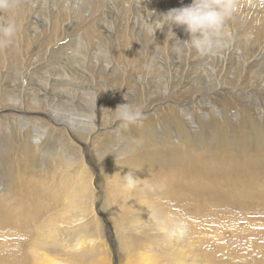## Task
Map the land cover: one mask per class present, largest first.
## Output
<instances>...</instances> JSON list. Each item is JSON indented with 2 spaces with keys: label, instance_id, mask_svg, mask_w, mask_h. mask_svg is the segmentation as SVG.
Wrapping results in <instances>:
<instances>
[{
  "label": "rangeland",
  "instance_id": "1",
  "mask_svg": "<svg viewBox=\"0 0 264 264\" xmlns=\"http://www.w3.org/2000/svg\"><path fill=\"white\" fill-rule=\"evenodd\" d=\"M191 3L20 0L11 14L19 32L0 46V264H47L38 256L49 241L42 237L47 224L81 217L61 238L73 244L100 233L107 246L90 242L71 264H121L127 246L134 259L146 243L157 252L179 231L159 230L164 216L151 210L177 209L164 199L167 188L179 187L198 212L212 206L218 221L208 227L206 213L197 214L199 231L181 236L178 246L201 232L206 247L200 242L197 250L210 260L223 253L230 264H264L250 246L259 239L253 229L264 225V0H236L223 28L229 47L203 57L177 51L179 39L189 38L182 27L172 26V39L168 25L157 29L161 13ZM127 101L143 110L142 124L124 128L117 119L114 109ZM129 171L139 178L133 190L123 178ZM138 192L142 209L129 199ZM137 210L150 213L139 222ZM28 217L38 218L40 230ZM235 219L250 224L249 249L229 230ZM216 226L224 232L212 235L208 228ZM60 246L50 252L64 254ZM167 254L160 263L175 264Z\"/></svg>",
  "mask_w": 264,
  "mask_h": 264
},
{
  "label": "bare ground",
  "instance_id": "2",
  "mask_svg": "<svg viewBox=\"0 0 264 264\" xmlns=\"http://www.w3.org/2000/svg\"><path fill=\"white\" fill-rule=\"evenodd\" d=\"M185 112V111H184ZM21 114H20V117H22V118H26L25 117V112H20ZM53 116V115H52ZM51 116V117H52ZM22 122H25V121H22ZM261 139V138H260ZM177 184V183H176ZM170 185V184H169ZM173 185V184H172ZM179 185V184H178ZM264 185V184H263ZM171 186V185H170ZM173 187V186H172ZM175 189V188H174ZM177 190V189H176ZM187 191V190H186ZM165 193H167V194H171L169 197H166L164 200H168V202H172V204H175L178 208L177 209H173V208H171L170 207V205H163V204H161V206H157V207H155L154 209H152L151 210V212H154V213H156V214H163V221H162V223L161 224H164V226L165 227H161L159 230H161L162 228L163 229H168L169 227H171V226H175V227H177L178 228V231H179V234L176 232V234L175 235H173V237L172 238H174V240H172V241H170V242H168L167 243V240L166 239H168V238H165V240L162 242V247H157L158 249H159V251H157L156 252V249L154 250L153 249V246L154 245H152L151 243L150 244H147L146 243V245H141V247L136 251V252H138L137 253V255H133V258L134 259H132V255H131V250L129 249V246H127V251H128V256H126V257H122L121 256V254L119 255V257H120V263L121 264H127V263H129V264H162V263H160V258L161 257H163V256H165L164 254H166V253H168L167 255H170L171 256V258H172V260H170V261H174L175 262V264H197L196 262H195V260H183L182 259V255H180V254H185L187 257H189V258H193V255L192 254H194V255H201V257H202V260H200L199 259V264H213V262L215 261V263L214 264H230L229 262H227L225 259H227V258H229V256L226 258V255H224L223 253H221V255H220V258L218 257V254L216 253V255H215V257L217 258V261L213 258L212 260H210L208 257H209V255H207L205 252H202V251H200V250H197L198 248L197 247H199V245L202 243L201 241H202V237H201V232L198 234V236H197V238H195V239H192V241L190 242V243H187L186 242V244L185 245H182V246H178L177 244H179L180 242H182V238L183 237H181V236H185V235H195V234H197V232L199 231V229H198V227H196L195 225H194V222L196 221V219H195V217H196V215L197 214H203V213H206L205 215H206V218H207V220L205 219V224L209 227L211 224H213L214 223V221L216 220V218H215V220L213 219V221H212V218H213V216H212V214L210 213V211L209 210H212V206H207L206 204H204L203 203V205H206L205 206V209H202L201 211H203L202 213H201V211L200 212H198V210L197 209H195V207L196 206H193L194 205V203L192 202L193 200H191V198H190V196H191V193L189 194L190 196H188L187 195V193L185 192V190H183V189H181L180 187L178 188V191H171L170 190V188H167L166 190H165ZM178 193L180 194V196H182V198H179L180 196H178ZM129 199L131 200V201H133V202H135V203H137L138 204V206L140 207L139 209H142V202H143V199H144V194L142 193H140V192H138V193H136L135 195H133V196H130L129 197ZM179 199H183L182 200V202H179ZM191 201V202H190ZM161 203H163V202H161ZM193 203V204H192ZM2 205V204H1ZM4 205V204H3ZM2 205V206H3ZM20 205H22V204H19L18 205V208H20L21 206ZM197 205V204H196ZM259 205V204H258ZM214 206V205H213ZM227 206V205H226ZM217 206L215 205V207H213V208H215V209H217L216 208ZM225 207V206H224ZM234 207V206H233ZM251 207V206H250ZM256 207H259L260 208V206H256ZM255 207V208H256ZM247 208V207H246ZM218 209H220V207H218ZM250 210H251V213H253V210L251 209V208H249ZM231 210V209H230ZM244 210V209H243ZM257 210V209H256ZM256 210H254V211H256ZM161 211V212H160ZM245 211V210H244ZM242 212V213H244V214H246L245 212ZM149 213L150 212H143V211H141V210H137V212H136V214L137 215H139L140 217L137 219V221H139V222H142L143 221V219H145L148 215H149ZM243 214V215H244ZM248 214V213H247ZM249 214H250V212H249ZM102 215V214H101ZM204 214H203V216H205ZM233 215H235V213L233 214ZM243 215H240V216H243ZM251 215V214H250ZM249 215V216H250ZM105 216V215H104ZM133 216V215H132ZM240 216H239V218H240ZM31 217V216H30ZM102 217V216H101ZM215 217V216H214ZM224 217H225V215H224ZM233 217V216H232ZM29 218V217H28ZM34 217H32V219H33ZM85 217H81V218H73V219H71L70 221H63V223H62V221L61 222H59V221H57V222H54V223H51V224H47L48 225V227H49V229L47 230V231H45V232H47L48 233V235H45V234H47V233H45V232H43V238H47L49 241H45V246L43 247V249L41 250V251H39L38 252V256H39V258H41L42 260H44V261H46V262H48L47 264H71L70 262H68L67 260H68V258H70V257H73V255H77V253L78 252H81L83 249H84V247L85 246H87L90 242H94V244L93 245H95V244H100L101 242H103V244H106L105 246H107V242L105 241V239H103L102 238V236L100 235V233L98 234V237H95V236H93V237H89V238H87V237H85V235H80L77 239H76V241L75 242H73V244H71V243H69V240H66V239H62L61 237H62V233L64 232V231H67L68 229L70 230L71 229V225L74 223V222H77L78 224H80L81 222H83V219H84ZM229 218V217H228ZM234 218V217H233ZM245 218V217H244ZM249 218V217H248ZM97 223H98V225H97V227H98V230H100L101 229V226H102V224H101V222H100V219H98V217L97 216H95L94 218H93ZM156 220H159L158 218H155ZM201 219V218H200ZM232 219V218H231ZM246 219V218H245ZM244 219V220H245ZM251 219V218H250ZM250 219H248V220H250ZM261 219V218H260ZM1 220V219H0ZM34 220H35V218H34ZM202 220V219H201ZM209 220H211V221H209ZM225 220V219H224ZM224 220H222V221H224ZM236 220V219H235ZM241 220V221H240ZM263 220V219H262ZM218 221V220H217ZM217 221H215V222H217ZM238 221H240L241 223H239ZM236 220V221H233V224L232 223H229V224H232V226H231V229H229V230H235L234 232L235 233H233V234H238L240 237L242 236L243 237V239H244V241H243V243H242V245H243V249L245 248V249H249L250 247H249V245H247L246 247L244 246V245H246L245 243H247L246 242V238H247V240H248V237H247V235H246V231L247 230H250V224L248 223H246V221L244 222V221H242V219H239V220ZM251 221V220H250ZM259 221V220H258ZM1 222V221H0ZM20 222V221H19ZM24 222L25 223H27V224H32L33 225V227L35 228V230L37 231V230H40V224L41 223H39V220H38V218L36 219V221H32V220H30V218L29 219H27V218H25L24 219ZM36 222V223H35ZM204 222H202V223H204ZM211 222V223H210ZM213 222V223H212ZM225 222V221H224ZM228 222H230V221H228ZM252 222V221H251ZM262 222V221H261ZM223 223V222H222ZM217 224V223H216ZM219 224V223H218ZM220 224H221V221H220ZM259 225H257L254 229H253V234H256V236H259V239L257 238V241H255V243H253V245L251 244L250 246H253V247H255L256 248V251H257V253H262V255L264 254V251H261V249L259 250L258 248H259V246H260V241H262V240H264V229H259L260 227H263L264 228V225H261L260 223H258ZM2 225V224H1ZM0 225V226H1ZM84 225V224H83ZM252 225V224H251ZM74 226V225H73ZM212 226H214V224L212 225ZM252 226H255V223H253V225ZM217 227L218 226H216V227H210V228H208L209 229V231H210V233L212 232L213 234L212 235H215V234H217V235H219L218 234V232L219 231H216L217 230ZM250 227V228H249ZM112 229H113V232L115 233V232H117V231H115V228H111L110 229V231H109V236H110V239H112V236H111V234H112ZM206 229L207 228H202L200 231H206ZM228 229V228H227ZM63 230V231H62ZM84 230H86V229H84ZM83 230V231H84ZM207 232V231H206ZM220 232H224V231H220ZM219 232V233H220ZM251 232V231H250ZM84 233H86L85 231H84ZM208 233V232H207ZM210 233H208V234H210ZM115 234H117V233H115ZM258 234V235H257ZM211 235V234H210ZM225 235V234H224ZM228 235H230V234H228ZM232 235V234H231ZM237 235V236H238ZM246 235V236H245ZM96 236H97V234H96ZM204 236V235H203ZM208 236V235H207ZM206 236V237H207ZM234 235H232V237H233ZM238 236V237H239ZM256 236H254V238L256 237ZM115 237H117L118 238V235H116ZM205 237V236H204ZM231 237V238H232ZM226 238V237H225ZM224 238V239H225ZM249 238H250V235H249ZM223 239V240H224ZM227 239V238H226ZM233 239H234V237H233ZM235 239H237V238H235ZM253 239V238H252ZM116 240H118V239H116ZM211 240V239H210ZM237 240H239V239H237ZM249 240H251V239H249ZM255 240V239H254ZM16 241H17V239H16ZM174 241V242H173ZM222 241V240H221ZM220 241V242H221ZM227 241H229V240H227ZM252 241V240H251ZM18 242V245H19V241H17ZM112 242H113V239H112ZM148 242H151V241H148ZM173 242V243H172ZM201 242V243H200ZM205 242H207V240L205 241ZM216 242V241H215ZM218 242H219V240H218ZM242 242V241H241ZM153 243V242H152ZM212 244H213V242H211ZM59 244H61V250L64 252V254H62V255H58V254H55V255H53V253L52 252H50V251H52L53 249H55L54 247L56 246V245H59ZM203 244L204 243H202V246H203ZM207 244H209V243H207ZM220 244V243H219ZM219 244H217V246L219 245ZM224 244V243H223ZM240 244V243H239ZM262 244H263V242H262ZM160 245V246H161ZM224 245H226V244H224ZM227 245H228V243H227ZM231 245V244H230ZM233 245V244H232ZM211 246H214V245H211ZM229 246V245H228ZM235 246V245H234ZM241 246V245H240ZM203 247H206V245L204 244V246ZM203 247H201L200 249H202ZM219 247H220V245H219ZM231 247V246H230ZM233 247V246H232ZM232 247L229 249L228 248V250H232ZM262 247V246H261ZM264 247V246H263ZM214 248H215V246H214ZM227 248V247H226ZM235 248V247H234ZM237 248V247H236ZM207 249V248H206ZM218 249V248H217ZM264 249V248H263ZM107 250V249H106ZM204 250V249H203ZM214 250V249H213ZM219 250V249H218ZM221 250H222V247H221ZM235 250V249H234ZM236 251V250H235ZM255 251V250H254ZM58 252V251H57ZM229 252V251H228ZM228 252H225V253H228ZM242 252V251H241ZM106 253H109V251L107 250V252ZM120 253V252H119ZM230 253V252H229ZM232 253V252H231ZM243 253V252H242ZM242 253H239L238 251H237V253L236 252H234V254H236V255H242V257H245V254H242ZM248 253L250 254L251 252H249L248 251ZM136 254V253H135ZM174 255V257L172 256V255ZM248 254V255H249ZM0 255H1V253H0ZM235 255V256H236ZM260 255V254H259ZM235 256L234 255H232V256H230V258H231V261L232 262H234V263H237L236 262V259H235ZM219 259V260H218ZM107 261H108V259H107ZM162 262H163V260H161ZM212 261V262H211Z\"/></svg>",
  "mask_w": 264,
  "mask_h": 264
},
{
  "label": "clouds",
  "instance_id": "3",
  "mask_svg": "<svg viewBox=\"0 0 264 264\" xmlns=\"http://www.w3.org/2000/svg\"><path fill=\"white\" fill-rule=\"evenodd\" d=\"M19 5L20 0H0V15L5 17L0 21V46L12 44L19 32V24L11 15L18 10ZM235 11L236 0H192L189 5L161 13L158 16L160 23L157 29L168 25L169 31L173 33L172 39L176 37L172 26L182 27L189 38H176L181 41L178 52L193 49L202 57L215 56L229 47V40L225 37L223 28ZM114 111L124 128L142 124L144 119L143 110L128 101L119 104ZM123 178L128 189L137 187L139 178L132 171L124 174Z\"/></svg>",
  "mask_w": 264,
  "mask_h": 264
}]
</instances>
